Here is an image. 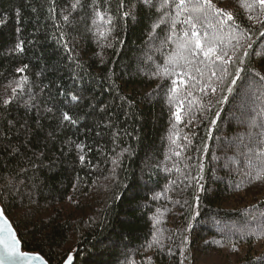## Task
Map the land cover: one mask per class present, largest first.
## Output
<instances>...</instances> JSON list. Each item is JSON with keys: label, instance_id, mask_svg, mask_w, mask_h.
<instances>
[{"label": "trees", "instance_id": "16d2710c", "mask_svg": "<svg viewBox=\"0 0 264 264\" xmlns=\"http://www.w3.org/2000/svg\"><path fill=\"white\" fill-rule=\"evenodd\" d=\"M73 2L0 0V203L23 248L49 264L72 250L74 264H260V7L212 0L233 20L207 9L197 31L223 60L174 66L180 21L197 15L173 28L176 0ZM97 8L114 18L105 37Z\"/></svg>", "mask_w": 264, "mask_h": 264}, {"label": "snow or ice", "instance_id": "6c2138e0", "mask_svg": "<svg viewBox=\"0 0 264 264\" xmlns=\"http://www.w3.org/2000/svg\"><path fill=\"white\" fill-rule=\"evenodd\" d=\"M95 2V0H94ZM146 4H150L151 0H144ZM242 6L251 10L255 6H259L262 13H264V0H241ZM125 0H120V7H124ZM171 3V0H162L160 7L165 8L168 7ZM191 0H176V3L174 5L176 10V17L172 18V26L173 28L176 26L177 19L184 13H195L197 15L189 14L186 16V18L183 21H180L181 23H185L190 25V32L185 31L183 33L182 37H178L175 41L176 43V51L169 56L168 60L166 61L167 64H171L174 66H179L180 62L183 61L185 64L189 63L188 55L198 54L202 53L206 58L214 59V60H223V56L217 51V41L218 37L211 36L209 37L207 33L204 34V40L201 41L198 31H197V23L196 21L199 19L200 15H203L207 9H213L215 13L220 14L223 13L224 19L220 21L221 24L226 23L227 21L233 20V15L229 12H223L222 9L214 8L212 5V0H197L196 5L191 6ZM78 6H80V0H74L71 7L73 10H75ZM159 10V9H158ZM130 13L125 12L124 15L128 16ZM167 15V14H166ZM252 17H249L251 19ZM65 21H68L69 17L64 16L63 18ZM113 17L108 13V11L105 9L101 11L99 8L95 10V15L92 23L97 26V31L99 36L105 37L108 33L111 32V27H108L104 30H101V25H112L113 23ZM159 23H164V19L161 18ZM159 24H154L153 29L157 28ZM236 38V37H232ZM171 40L172 37H169ZM17 51H23L22 43H17L16 45ZM222 51V50H221ZM188 54V55H186ZM27 68V65H25L23 68L16 69L17 72H23ZM174 70V69H173ZM169 69L167 67L164 68V75L169 74ZM259 75V74H257ZM261 79H264V77H261ZM27 82V77H22L21 81L17 82V87H21L22 83ZM175 83V82H174ZM233 83H235V80H233ZM13 92L15 93V89H13ZM76 97H73V100H75ZM9 103V100H4V104L7 105ZM176 119L179 121L181 119L180 111L177 110ZM63 120L69 121L72 124H75L76 121L72 120V118L68 115V113L63 114ZM215 121H213L214 123ZM77 148L81 149L83 151L84 146L77 145ZM85 159L84 155L80 156L81 162H83ZM256 180L264 179V170H261L257 173L255 176ZM4 213L0 211V217H3ZM4 225L7 226V220L5 219L3 221ZM7 231V237L3 240H0V242L4 243L8 248H11L13 251H15L16 247V239L14 234L11 232V229L6 227L5 229ZM33 260H41V257L38 255H34L32 257ZM71 256L68 257V260L65 261V264H70ZM260 261V264H264V258H257ZM41 264H43V261L41 260Z\"/></svg>", "mask_w": 264, "mask_h": 264}, {"label": "water", "instance_id": "95a60500", "mask_svg": "<svg viewBox=\"0 0 264 264\" xmlns=\"http://www.w3.org/2000/svg\"><path fill=\"white\" fill-rule=\"evenodd\" d=\"M0 211L4 213V216L0 217V240H3L7 237V231L5 229L8 227L11 229V232L14 234L17 241L15 251H13L11 248H8L4 243L0 242V264H41V260L43 261V264H49L45 257L39 252L28 251L23 248V244L19 238L18 232L16 231L9 217L6 215L1 203ZM5 219L8 222L7 226H5L3 223ZM75 253L76 251L72 250L61 264H65V261L68 260L69 256L72 258L70 264H74ZM34 255L40 256L41 260H33L32 257Z\"/></svg>", "mask_w": 264, "mask_h": 264}]
</instances>
